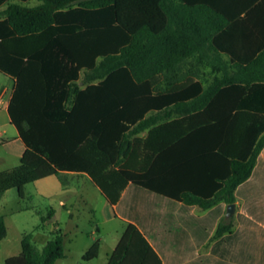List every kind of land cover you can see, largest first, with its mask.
I'll return each mask as SVG.
<instances>
[{
	"label": "trees",
	"instance_id": "obj_1",
	"mask_svg": "<svg viewBox=\"0 0 264 264\" xmlns=\"http://www.w3.org/2000/svg\"><path fill=\"white\" fill-rule=\"evenodd\" d=\"M0 72L26 145L0 195L85 172L129 220L107 264H264V0H0ZM237 197L234 229L222 216ZM21 243L6 264L66 256L61 233L42 250L30 233Z\"/></svg>",
	"mask_w": 264,
	"mask_h": 264
},
{
	"label": "rangeland",
	"instance_id": "obj_2",
	"mask_svg": "<svg viewBox=\"0 0 264 264\" xmlns=\"http://www.w3.org/2000/svg\"><path fill=\"white\" fill-rule=\"evenodd\" d=\"M10 80L0 72V93L2 87H9L5 99L11 92ZM5 122H8V114L0 111V130L7 127ZM0 157L4 159L0 160V169L20 163V158L8 154L2 145ZM74 180L68 191H63L59 179L53 175L39 183L26 184L24 197L17 188L0 195V214L5 216L8 227L6 237L0 240V264H6L7 257L21 253L24 234H32L36 249L42 250L59 232L64 236L67 256L58 259L56 264H107V253L120 237L123 221L113 214L107 198L88 176ZM41 189L48 193L43 195ZM51 210L54 216L49 219ZM97 240L101 241L99 256L85 260L84 254Z\"/></svg>",
	"mask_w": 264,
	"mask_h": 264
},
{
	"label": "crops",
	"instance_id": "obj_3",
	"mask_svg": "<svg viewBox=\"0 0 264 264\" xmlns=\"http://www.w3.org/2000/svg\"><path fill=\"white\" fill-rule=\"evenodd\" d=\"M232 33L235 35V34H238V33H241V32L237 28V29L233 30L231 32V34ZM230 41H232V40H230ZM231 43H233V48H235V47L239 48L240 47L239 44L235 43L234 41H232ZM242 45H243V47H241L240 51H243V49H244V50H246V52H248L249 46L248 47H246V46L244 47V44H242ZM226 58L228 59V56H226ZM210 62L211 63H206V64H205V62L204 63L201 62V63H199V65L200 66L201 65L202 66L206 65V66L209 67L210 65H213L215 60L212 59ZM216 64H218V62H216ZM212 77H213V74H212ZM10 79H11L10 80V82H11V92L8 94L7 99H5V95L7 94L8 90H9V87H2V90H1V93H0V111L6 112L8 114V122L3 123V124H6L7 127L2 129V130H0V138H2V142H0V146L1 145L4 146L7 149V153L10 154L11 156H16V157L18 156L21 159V156H22V154H23V152H24V150L26 148V145H25L24 141L22 140V138L20 137L16 126L11 122V119H10V116H9V112H8V106H9V102H10V99H11V96H12V92H13V88H14V80L11 77H10ZM156 125H158V124H156ZM154 126L155 125H153L152 127H154ZM152 127H149L147 129H145L144 131H142L140 133V135L144 136V137L148 136L149 135V131L151 130ZM169 133H170V128H167V127L164 126V127L160 128V130H159V132H157V134H154L153 140L157 141L158 143H163L169 137ZM191 141H194V140H191ZM259 156L264 159V149L261 151ZM165 157L161 158L162 159L161 161H164ZM0 160H4V159L2 157H0ZM0 170H3V169H0ZM65 174L68 177V183L66 185H64L62 183V181L60 180V178L56 175L57 178L59 179L60 183H61L60 185H61L63 191H68L71 188V185L75 182L74 178H78V181H79L81 179H84L86 176H88L91 179V177L87 173L80 172V171H78V172L77 171H66ZM53 175H55V174H53ZM53 175H49V176H46L44 178H48V177H51ZM41 179H43V178L37 179V180H35L33 182L39 183L41 181ZM40 192L43 195H46L48 193L44 189H41ZM61 202L66 205V203L63 200ZM235 202H236V209H235V212L233 214H231V215L227 214V205L229 203H224V214L222 216V221L224 223H233V228L234 229H236L238 227V225H239V222H238V219L236 217V214L238 212H244L245 211V206H244L245 205V199L242 198V197H237ZM183 203H184V201L180 200V201L177 202V204H174V210H176V211L180 210L181 206L183 205ZM109 204L112 207L113 214L123 221V231L121 232V235H120V237H121L122 233L124 232V230H125V228L127 226V222L129 220L124 219L118 213V211L116 210V205L115 204H111V203H109ZM262 208H263L262 209V218L259 217V219H261V221L264 224V205H262ZM208 210H209L208 208H204L203 206H201L199 204H194L193 205V212L195 214H197V215H204ZM0 215H2V214H0ZM2 216H4V215H2ZM53 216H54V210H53L52 217ZM4 218H5V216H4ZM179 225L183 226L184 224H183V222H179ZM59 233H61V232H59ZM214 233H215V230L212 232L210 238L207 239L201 245V247L198 249V254H206V253H209L211 251V247H212V244L214 242V237H213ZM120 237L113 244L111 251L109 253H107V263H108V259H109L110 253L116 247ZM148 239L151 240V236H149ZM97 241H99V245H100L99 246V252H100L101 241L100 240H97ZM66 256H67V254H66ZM98 256H99V253L94 258H97ZM94 258H92V259H94ZM92 259H89V260H92ZM89 260H87V261H89Z\"/></svg>",
	"mask_w": 264,
	"mask_h": 264
},
{
	"label": "water",
	"instance_id": "obj_4",
	"mask_svg": "<svg viewBox=\"0 0 264 264\" xmlns=\"http://www.w3.org/2000/svg\"><path fill=\"white\" fill-rule=\"evenodd\" d=\"M236 209V202H231L227 205V214L231 215L235 212Z\"/></svg>",
	"mask_w": 264,
	"mask_h": 264
}]
</instances>
